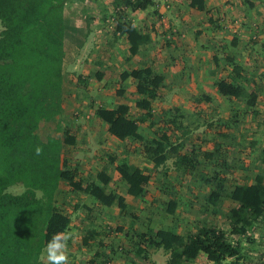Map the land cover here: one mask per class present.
<instances>
[{
    "label": "trees",
    "instance_id": "16d2710c",
    "mask_svg": "<svg viewBox=\"0 0 264 264\" xmlns=\"http://www.w3.org/2000/svg\"><path fill=\"white\" fill-rule=\"evenodd\" d=\"M66 0H0V264H41L39 256L56 234L63 241L70 219L54 205V196L61 184L78 191L81 182L75 179L62 157L65 147L74 145V137L64 131L62 137L37 134L40 125L55 120L61 113L63 94V64L65 41L76 37L74 24L65 18ZM202 0L191 2L201 10ZM134 9H144L151 0H127ZM114 33L125 37L129 55L148 41V36L137 32L127 22L117 21ZM135 81L138 100L135 108L142 111L141 122L157 129L153 138L145 139L138 132V124L132 119L126 105L105 109L97 107L94 116L106 126V133L114 140H132L143 144V155L153 168L161 167L172 158L181 160L183 173L194 172V162L186 156H178L177 137L184 128L177 118L168 117L161 128L156 127L151 103L163 78L151 68L133 69L120 74V81ZM222 97H234L241 91L232 82L215 84ZM122 90L118 91V93ZM207 99V98H205ZM255 95L250 94L246 105L253 106ZM175 144V145H173ZM263 155V156H262ZM260 162L264 164V152ZM124 193L130 198L144 196V186L150 176L135 165L109 158ZM95 182L86 184L85 192L103 207L116 206L125 209L124 197L114 191H106L112 178L105 172L95 174ZM206 178H203L205 181ZM213 188L207 197L209 206L216 208L226 194L223 183L213 176ZM261 175H255L251 184L238 187L236 205L229 211V231L244 235L256 221H264V189ZM21 183L25 191L20 195L4 192L5 188ZM39 191L40 199H35ZM176 209L174 200L163 206L164 214L172 216ZM153 246L168 253L166 264H190L203 254L208 263L220 264L226 258L228 264H238L239 243L227 240L223 231L211 224L200 223L193 233L183 237L172 231L146 228L142 245ZM143 251L138 252V254Z\"/></svg>",
    "mask_w": 264,
    "mask_h": 264
},
{
    "label": "rangeland",
    "instance_id": "374dc122",
    "mask_svg": "<svg viewBox=\"0 0 264 264\" xmlns=\"http://www.w3.org/2000/svg\"><path fill=\"white\" fill-rule=\"evenodd\" d=\"M105 2L107 5L103 11L95 14L100 15L99 21L113 26V29L117 21L127 22V8L130 11L135 10L125 4L127 0H105ZM94 3L96 4L97 0H66L64 16L73 24H83L84 20L92 18L84 8ZM2 29L0 25V32ZM108 36L111 37L112 34ZM116 42L120 48H123L122 41L117 39ZM78 44L82 46L80 40L65 41L62 75L64 103L61 113L55 120L40 125L37 130V134L41 137L50 135L58 138L67 130L66 134L72 135L75 140L73 146L64 148L62 157L67 163L66 167L74 171L75 179L81 182V187L78 192H73L64 183L61 184L54 196L53 202L57 203L55 206H64L61 210L67 213L72 207L69 200L77 199L86 203L92 215L89 216L87 213L88 217L81 226L94 228L93 231H96V228L100 229L99 240L106 239L110 247L112 243L109 239L114 234L118 235L119 239L114 240L116 250L120 247L118 253L121 256L131 257L132 260L135 259L137 264L167 262V252L156 250L153 246L148 250L140 248L148 224L154 231L158 228L171 229L172 232L181 235L185 241L186 236L193 233L200 223L213 225L225 233L229 242L239 243L238 264H264V221L254 222L244 235L239 236L229 231L226 218L230 209L236 205L240 185L252 183L255 175H261V186L264 189V164L260 162L263 156L261 152H264V105L259 108L244 107L240 100L226 102L217 96L218 98L212 97V100L225 103L218 102L216 105L210 103L207 107H201L197 105V101L201 98L203 102V98H194V94L183 84L177 86V82H180L177 78H174L173 82L170 80L169 84L161 85L163 87L158 90V97L152 102L153 118L155 121L158 120L156 127L161 128L168 117L177 118L180 114L181 118H178V122L183 126L184 134H178L176 139L178 149L180 147L178 156L191 158L195 164L194 172L185 174L182 171L184 167L180 163L181 160H177L178 158L168 159L163 166L153 168L143 155L142 143L132 140L117 142L110 139L104 125L95 120L94 116V110L99 105L115 107L121 103L128 107L129 113L136 120L138 132L147 139L153 138L158 133L157 129L148 128L147 121L141 122V113L132 105L136 99L131 89L133 85L129 86L130 88L127 86L117 88L113 78L106 76L107 78H104L111 81L104 86L105 90L100 100L95 96L99 92L93 84H87V78L93 75L95 81H99L101 79L98 78L99 75L107 72L104 70L96 71L98 73L95 75L90 74L95 72L93 63L89 62L85 65L81 60L78 64L82 54ZM120 90L122 92L118 94ZM258 90L260 95H264L262 88L255 89ZM178 96L184 101L179 107L175 104ZM202 105L205 103L203 102ZM109 158L114 159L115 162L118 160L130 162L150 176L151 179L144 186L145 192L141 199L125 195L124 187L114 173ZM99 171L107 173L112 178L106 191H114L125 197L127 209L124 212H112L111 209L115 208L112 206L105 213L102 208L85 202L87 196L84 187L95 181V174ZM213 176H217L222 181L226 191L216 208L209 206L207 201L214 184L211 181ZM203 178L206 180L203 181ZM24 191L25 187L21 183L10 185L4 190L12 195H20ZM34 196L35 199L41 198L39 191H34ZM169 199L176 200V209L172 216L164 214L162 210L164 203ZM82 207L84 206H80L81 209ZM73 208L72 212L76 215L71 223L76 228L74 222H78L80 216ZM67 214L71 216V213ZM102 215L105 217L102 218ZM107 216L113 218V223L108 225L109 229L107 225L102 228L101 224L94 223L96 218L107 219ZM89 231L88 228L83 232L81 230L79 238L89 239ZM138 249L145 255L138 254ZM48 254L47 247L43 248L39 256L41 264H46ZM143 257L146 258L141 260ZM134 261L132 264H135ZM230 261L232 259L226 258L220 264H228ZM190 264L214 263H208L205 256L200 254Z\"/></svg>",
    "mask_w": 264,
    "mask_h": 264
},
{
    "label": "crops",
    "instance_id": "0c3cea01",
    "mask_svg": "<svg viewBox=\"0 0 264 264\" xmlns=\"http://www.w3.org/2000/svg\"><path fill=\"white\" fill-rule=\"evenodd\" d=\"M151 1L152 4L144 9L130 11L127 8V24L132 25L137 32L148 36V41L141 45L133 56L129 55V45L125 37L114 33L113 26L99 21L100 15L95 14L103 11L107 5L105 0H97L96 4L84 8L85 12H89L88 15L92 18L84 20L83 24H74L77 33L71 41L80 40L82 43V46L78 44V48L82 52L78 64L81 60L85 65L89 62L93 63L92 66L95 67L93 68L95 72L93 71L90 74L95 75V73H98L96 71L102 72L104 70L107 72L106 74L101 73L104 75H99L98 78H101L99 81H95L93 75L87 78V84H93L96 91L99 92L95 96L100 100L102 99L104 86L111 81V79H106V76L113 78L117 88L133 85L131 89L136 95L135 81L127 78L121 82L119 76L123 72L133 69L149 67L162 76V85L169 84L170 80L173 82V79L177 78L180 81L177 82V86L183 84L194 94V98L199 99L202 97L205 105H202L201 98L197 101V105L201 107H207L210 103L212 105H216L218 102L225 103L220 100L213 101L212 97H220L226 102L240 100L244 107H248L246 101L251 93L255 95L253 108L264 105L261 104L264 103V95H260L259 90L255 91L260 87L264 92V0H202L201 10L196 8L191 2L192 0ZM109 34H112V36L109 37ZM117 39L123 42L124 49L117 45ZM219 81L234 83L239 87L240 95L236 98L220 96L215 87V84ZM162 87L160 86L158 90ZM118 94H121V92ZM134 97H136L135 103L138 96ZM181 98V96L177 97L175 104L178 107L180 103H184ZM134 103L132 105L135 108ZM120 104L118 103V105ZM231 104L233 105V103ZM99 107L105 109L115 108L103 105H99ZM135 109L141 115L143 114L142 111ZM151 111L154 114L152 103ZM129 115L133 119L130 113ZM180 116L179 114L177 121L178 118H181ZM95 120L99 121L98 119ZM100 123L102 122L100 121ZM104 128L106 131L105 125ZM109 138L114 140L110 136ZM179 150L180 147L178 152ZM172 158L175 160V157ZM129 164L131 163L129 162ZM86 196L85 202L102 208L105 213L112 207H103L97 204L87 193ZM83 203L77 199L69 200V204L74 207L75 212H79V220L74 222L76 228L71 223L76 215L72 212V207L67 211V213H71V216L64 211L70 219V224L62 235L63 240L67 236L66 255L68 264H132L135 259L121 256L118 253L121 250L120 247L119 250H116L114 240L119 239L116 234L109 239L112 243L111 247L107 244L106 239L99 240L101 233L100 229L97 228L96 231H93L94 228L87 227L90 230L89 236L91 238L97 236L96 238H79V234L87 229L81 226L82 222L85 221V218L87 219L88 215H92L86 203L82 205ZM54 205H57V203H54ZM80 206L84 207L81 209ZM126 206L125 202L124 211L127 209ZM114 207L116 209H111L112 212H120L116 206ZM58 208L62 209L64 206ZM87 213L89 214L86 215ZM103 217L105 215H102ZM102 218H96L94 223L101 224L102 228L107 225V229H109L110 226L108 225L113 223V218L111 216H107V219ZM146 228L150 229L149 224ZM157 230L171 231V229L163 228ZM149 247L144 244L140 248L148 250ZM138 252H140V249H138ZM141 255L144 256L145 254L141 253ZM144 258L146 257L141 260H144ZM134 262L137 264V261ZM45 263L49 264V261Z\"/></svg>",
    "mask_w": 264,
    "mask_h": 264
},
{
    "label": "clouds",
    "instance_id": "9594fccd",
    "mask_svg": "<svg viewBox=\"0 0 264 264\" xmlns=\"http://www.w3.org/2000/svg\"><path fill=\"white\" fill-rule=\"evenodd\" d=\"M61 234H56L51 242L47 245L49 264H68L66 255L67 250V236L64 240H60Z\"/></svg>",
    "mask_w": 264,
    "mask_h": 264
}]
</instances>
